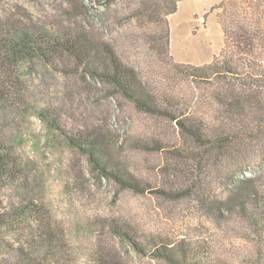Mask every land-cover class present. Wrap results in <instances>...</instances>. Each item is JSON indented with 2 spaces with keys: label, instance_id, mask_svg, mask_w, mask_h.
I'll return each mask as SVG.
<instances>
[{
  "label": "trees",
  "instance_id": "16d2710c",
  "mask_svg": "<svg viewBox=\"0 0 264 264\" xmlns=\"http://www.w3.org/2000/svg\"><path fill=\"white\" fill-rule=\"evenodd\" d=\"M180 1L131 0L127 13L138 29L127 37L148 47L161 61L166 73L159 74L165 80L176 78L192 85L195 91L188 100L155 87L124 60L114 43L96 36L85 24L72 28L59 15L52 20L34 18L1 4L0 264H71L64 227L34 196L29 166L12 134L18 117H10L20 113L28 83L35 77L48 96H54L57 73L100 82L139 111L174 123L182 146L170 148L155 139L145 147L170 153L169 158L192 164L193 170L173 174L182 179V189L163 188L161 193L195 196L200 212L215 222L237 219L246 228L242 238L251 244L252 253L245 263L264 264V179L233 174L224 196L211 193L202 179L207 161L220 163L233 147L264 140V0L220 2L225 45L211 62L202 65L177 62L170 52L169 15L177 11ZM47 104L37 112L48 144L83 155L93 170L123 188L151 190L149 183L123 165L114 142L96 125L67 127L63 117H57L60 110L51 101ZM108 227L130 242L140 256L162 264H234L217 257L203 240L142 236L120 221L109 222ZM85 264L123 262L100 244Z\"/></svg>",
  "mask_w": 264,
  "mask_h": 264
},
{
  "label": "rangeland",
  "instance_id": "374dc122",
  "mask_svg": "<svg viewBox=\"0 0 264 264\" xmlns=\"http://www.w3.org/2000/svg\"><path fill=\"white\" fill-rule=\"evenodd\" d=\"M221 1L181 0L177 11L169 15L170 52L175 61L202 65L223 50ZM4 3L34 18L52 20L59 15L58 19L72 28L85 24L96 36L114 43L124 60L155 87L167 89L183 100L194 94L195 89L185 81L165 80L159 73L166 71L153 52L129 40L127 36L138 29L137 22L127 13L131 0H0V7ZM54 81V96H48L38 77L29 81L27 100L20 106V113L10 117H18L12 134L23 162L29 166L34 196L64 227L71 264H85L100 244L123 264H162L140 256L130 242L113 234L108 227L112 221L127 223L142 236L160 234L174 240H203L220 259L246 264L252 252L250 242L241 236L246 230L242 223L235 218L219 223L211 220L200 212L195 196L190 194L161 193L163 188L182 189V179L173 174H190L193 170L192 164L169 158L170 153L145 147L155 139L170 148L182 146L174 123L139 111L92 79L57 73ZM49 101L60 110L57 117H63L67 127L89 124L102 130L114 142L123 165L149 183L151 190L136 192L123 188L93 170L83 155L48 144L37 111L48 107ZM233 174L264 179V140L233 147L220 163L207 161L202 179L211 193L224 196Z\"/></svg>",
  "mask_w": 264,
  "mask_h": 264
}]
</instances>
